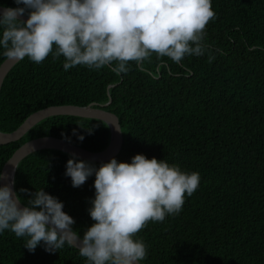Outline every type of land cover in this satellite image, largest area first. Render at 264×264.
<instances>
[{"label": "trees", "instance_id": "16d2710c", "mask_svg": "<svg viewBox=\"0 0 264 264\" xmlns=\"http://www.w3.org/2000/svg\"><path fill=\"white\" fill-rule=\"evenodd\" d=\"M0 4L23 7L14 0ZM212 8L216 18L206 27L201 56L175 63L153 55L145 71L130 62L129 71L117 75L111 71L115 63L65 70L64 58L50 54L42 63L17 61L0 87L2 131H13L48 106L103 104L110 98L103 108L118 117L123 138L113 158L130 163L143 154L199 173V187L185 196L179 214L149 222L137 233L135 239L147 246L140 264H264V0H212ZM4 58L0 47V63ZM43 136L99 151L110 130L96 118L49 116L18 140L0 144V171L21 144ZM70 158L57 149L32 152L18 163L13 184L26 206L40 189L56 197L82 237L94 223L88 209L95 174L73 187L65 175ZM75 159L94 168L109 161ZM26 239L10 230L0 233V264H87L70 243L52 253L41 243L29 252Z\"/></svg>", "mask_w": 264, "mask_h": 264}, {"label": "clouds", "instance_id": "9594fccd", "mask_svg": "<svg viewBox=\"0 0 264 264\" xmlns=\"http://www.w3.org/2000/svg\"><path fill=\"white\" fill-rule=\"evenodd\" d=\"M14 3L23 7L0 10L4 57L42 63L50 54L54 60L62 56L65 70L77 65L101 69L115 63L111 71L117 75L127 73L130 62L145 71V62H151L153 55L175 63L189 55H203L206 27L216 18L212 0ZM26 10L27 18L22 20ZM212 59L209 55V62ZM73 134L83 141L84 136L75 129ZM72 156L65 175L73 187H80L95 174V197L88 209L94 223L82 237L56 197L40 189L21 207L20 197L9 184H0V233L10 230L16 237H27L24 247L29 252L41 243L49 253L70 243L87 264H139L146 258L147 246L135 239L137 233L149 222H163L166 216L179 214L185 196H191L200 183L198 172H185L164 159L143 154H135L130 163L111 158L98 168Z\"/></svg>", "mask_w": 264, "mask_h": 264}, {"label": "water", "instance_id": "95a60500", "mask_svg": "<svg viewBox=\"0 0 264 264\" xmlns=\"http://www.w3.org/2000/svg\"><path fill=\"white\" fill-rule=\"evenodd\" d=\"M7 7L15 8L12 6H5L0 4V10ZM26 18V14L21 17L22 20ZM16 62L17 61L9 60L6 57L1 61L0 87L6 73ZM110 100L111 99L109 98L108 101L103 104L91 102L84 106L73 104L48 106L28 115L26 119L13 131L8 132L0 130V144L6 142L9 143L18 140L39 121L53 115H75L86 118L100 119L106 122L110 130V136L107 145L99 151H90L73 143H70L64 139L53 136H43L30 139L21 144L16 150H14L10 157L4 163V165H2L0 174H4L6 178L0 179V184L11 185L13 192H15L13 182L15 170L18 163L30 153L40 149H57L71 155L75 154V156L78 158L92 162H104L113 158L119 152L123 138L118 117L113 112H110L103 108L110 103ZM20 206L24 207L26 205H24L20 201Z\"/></svg>", "mask_w": 264, "mask_h": 264}]
</instances>
